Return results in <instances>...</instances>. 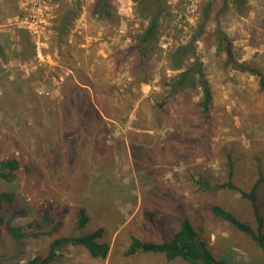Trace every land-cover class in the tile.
Wrapping results in <instances>:
<instances>
[{
    "label": "rangeland",
    "instance_id": "obj_1",
    "mask_svg": "<svg viewBox=\"0 0 264 264\" xmlns=\"http://www.w3.org/2000/svg\"><path fill=\"white\" fill-rule=\"evenodd\" d=\"M111 1L117 14L131 5L133 13L121 11L129 19L122 21L120 15L119 23L98 22L90 12L95 0H60L58 19L66 9L81 10L71 32L58 39L55 24L38 43L11 26L16 1L2 7L7 26L0 28V162L16 158L21 169L12 182L0 180V194L15 195L3 209L7 223L0 226V264L44 259L54 240L42 235L20 246L8 233L9 223L25 229L39 224L42 232L57 226L55 236H71L79 233L83 209L90 230H105L108 258L94 260L70 246L51 264H188L156 254L126 256L132 236L169 239L183 216L191 218L218 259L264 264L254 241L212 212L221 206L256 228L249 201L237 191L201 187L229 182L233 164L234 185L249 193L259 177L257 168L264 169V91L256 77L227 68L216 46L221 29L238 60L264 69V0H245L239 7L232 0H200L191 15L187 0H165L158 31L143 54L138 45L149 20L139 19L131 0ZM210 2L206 31L196 43L213 91L208 120L195 107L196 93L172 99L167 85L175 76L168 56L196 35ZM75 96H86L108 114L86 126L105 142L104 155L90 149L84 156L68 154L78 118L66 114ZM42 119V126L35 124ZM136 138L144 145H129ZM256 196L264 216V186Z\"/></svg>",
    "mask_w": 264,
    "mask_h": 264
},
{
    "label": "trees",
    "instance_id": "obj_2",
    "mask_svg": "<svg viewBox=\"0 0 264 264\" xmlns=\"http://www.w3.org/2000/svg\"><path fill=\"white\" fill-rule=\"evenodd\" d=\"M131 1L138 6L139 19L145 21L149 20L148 27L141 35L138 45L140 52L143 54V52L146 53L152 39L158 31L159 22L164 12L165 0ZM225 1L228 2V0ZM232 3L236 7H239L242 3H245V0H232ZM212 7L213 3L210 2L204 9L201 28L196 35L193 36L191 41L184 46L178 47L168 56L169 70L175 73V76L167 85L168 97L174 99L178 96L185 97L188 93H196L200 97V100L196 103L195 107L201 115L208 120L211 119L214 100L213 91L205 75L204 65L198 55L196 43L200 41L206 31V24L210 19ZM79 12H81L80 9L72 7L66 9L65 13L59 17L55 29V32L58 34V39H62L71 32ZM90 12L91 17L98 22L119 23L121 21L116 10L112 7L111 0H95V3L91 6ZM0 37H2V35H0ZM216 40L217 50L225 54V66L238 74L256 77L259 80L260 89L264 91V69L254 63L241 62L238 60L234 55L232 41L223 30L217 29ZM0 56L4 58V45H2L1 42ZM69 102L70 110L67 112L66 116H68V118H75V116H77L78 126L76 128V133H72V135L75 134V136L71 139L70 145L66 147L69 149L68 154L81 153L84 156L88 149L97 155H104L107 153L104 148L106 145L105 142L99 140L98 134H93L86 128L90 122H100L102 114L106 115L107 113L104 114L103 111L100 112L96 110L86 96H75L71 98ZM42 122L43 119L40 121L38 120L35 124L42 126ZM137 140V138L132 139L129 145H144ZM20 169V162L16 158L1 161L0 180L12 182ZM257 171L259 177L249 193L238 189L234 185L233 178L235 173L233 164L230 165L229 182L216 186H209L202 183L201 187L210 192L224 189L237 191L241 193L243 198L249 201L254 219L257 223L256 228L236 218L232 213L226 211L221 206H213L212 212L215 217L229 222L234 228L250 237L264 253V216L256 196L258 190L264 186V169L259 166ZM14 201L15 195L13 193L4 192L0 194V226L7 223L3 216L5 204ZM19 214V212L15 213L14 216ZM44 219L45 221L52 222L49 216H45ZM38 225L34 226L30 224L29 226L27 225L25 229L21 226L8 224L9 235L20 246L24 244L25 240L37 239L42 235L54 237V240L49 245L48 256L46 258L42 259L41 257H37L23 264H51L60 259L64 250L70 246L85 250L88 256L94 260H106L110 254V244L104 240L105 230L103 228L94 230L89 229L91 219L86 209L80 211V217L77 222L78 234L58 237L55 236V232L58 228L57 226L52 227L50 232H42L43 230H40L42 225ZM35 229L39 230L35 231ZM177 229L178 230H176L169 239H164L161 242L145 241L136 236H132L131 244L126 251V256L130 257L138 253H146L162 255L168 262L182 260L188 264H228L215 256L210 243L200 236L190 217L183 216Z\"/></svg>",
    "mask_w": 264,
    "mask_h": 264
},
{
    "label": "built area",
    "instance_id": "obj_3",
    "mask_svg": "<svg viewBox=\"0 0 264 264\" xmlns=\"http://www.w3.org/2000/svg\"><path fill=\"white\" fill-rule=\"evenodd\" d=\"M9 0H0V27L3 24L2 7ZM16 1L18 14L10 19L11 26L25 30L36 42H40L47 31H51L58 20V3L60 0H14ZM188 15L194 14L198 9L200 0H187ZM179 2V0H175ZM186 15V18L188 17ZM180 15L179 18H182ZM70 74L68 73L67 76Z\"/></svg>",
    "mask_w": 264,
    "mask_h": 264
},
{
    "label": "crops",
    "instance_id": "obj_4",
    "mask_svg": "<svg viewBox=\"0 0 264 264\" xmlns=\"http://www.w3.org/2000/svg\"><path fill=\"white\" fill-rule=\"evenodd\" d=\"M121 11H126V12L133 13L132 8H131V5H129V8H127V9L126 8L121 9L118 14H119V16L121 15L122 21H126L125 18L129 19L130 15L129 14L128 15H123ZM122 16H124V19H123ZM5 27H0V28H5Z\"/></svg>",
    "mask_w": 264,
    "mask_h": 264
}]
</instances>
